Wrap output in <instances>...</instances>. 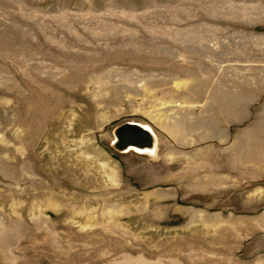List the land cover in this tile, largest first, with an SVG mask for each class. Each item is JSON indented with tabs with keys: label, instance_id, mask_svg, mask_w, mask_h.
<instances>
[{
	"label": "rangeland",
	"instance_id": "obj_1",
	"mask_svg": "<svg viewBox=\"0 0 264 264\" xmlns=\"http://www.w3.org/2000/svg\"><path fill=\"white\" fill-rule=\"evenodd\" d=\"M0 264H264V0H0Z\"/></svg>",
	"mask_w": 264,
	"mask_h": 264
},
{
	"label": "water",
	"instance_id": "obj_2",
	"mask_svg": "<svg viewBox=\"0 0 264 264\" xmlns=\"http://www.w3.org/2000/svg\"><path fill=\"white\" fill-rule=\"evenodd\" d=\"M115 134L119 137L122 148L128 146L142 147L151 142L150 134L137 123H124L116 129Z\"/></svg>",
	"mask_w": 264,
	"mask_h": 264
},
{
	"label": "bare ground",
	"instance_id": "obj_3",
	"mask_svg": "<svg viewBox=\"0 0 264 264\" xmlns=\"http://www.w3.org/2000/svg\"><path fill=\"white\" fill-rule=\"evenodd\" d=\"M142 129H144L145 131H147L150 136H151V142L149 144H146L145 146H142V147H136V146H128V147H125V148H122L120 147V139L119 137H117V135L115 134V141H114V145L119 148L120 150L122 151H125V150H128V149H134L138 152H141V153H149L151 154L152 152L155 151V146H156V142H157V138L154 134V132L151 130L150 127L146 126V125H142V124H139L137 123Z\"/></svg>",
	"mask_w": 264,
	"mask_h": 264
}]
</instances>
